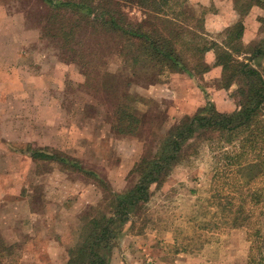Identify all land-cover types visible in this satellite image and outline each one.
I'll use <instances>...</instances> for the list:
<instances>
[{"label": "rangeland", "instance_id": "rangeland-1", "mask_svg": "<svg viewBox=\"0 0 264 264\" xmlns=\"http://www.w3.org/2000/svg\"><path fill=\"white\" fill-rule=\"evenodd\" d=\"M185 1L199 11L203 7ZM238 3L244 12L250 6L247 1ZM125 9L134 20L147 22L146 10L132 5ZM47 11L42 0H0V260L4 264H67L81 226L91 217L108 214L114 194H124L136 183L138 175L131 172L135 162L154 153L174 124L205 109L209 101L222 112L234 111L239 101L236 91L243 84L240 77L226 88L222 78L202 75L193 80L187 74L157 82L169 84L186 76L199 88L195 101L202 104L174 116V121L167 113L172 100L147 92L143 86L149 78L141 76L132 86L141 125L134 134H121L113 128L114 106L101 83H87L82 64L61 56L60 26L44 31ZM260 22L258 35L250 42L253 47H264V22ZM88 41L100 54L96 39ZM92 57L97 65L100 55ZM114 60L104 59L99 68L114 71ZM106 61L111 64L106 66ZM253 63L264 72V56ZM183 85L179 80L173 93L183 91ZM38 149L56 159H33V150ZM63 158L66 163L59 160ZM212 158L206 149L183 158L152 186L150 209L142 214L151 221L143 225L133 216L116 225L110 264H139L143 254V264H155L160 257L173 264L179 253L182 264H230L229 257L245 261L248 253L249 264H264V217L250 230L199 228L212 218L208 211H214L208 202ZM51 248L56 251L54 262Z\"/></svg>", "mask_w": 264, "mask_h": 264}, {"label": "trees", "instance_id": "trees-1", "mask_svg": "<svg viewBox=\"0 0 264 264\" xmlns=\"http://www.w3.org/2000/svg\"><path fill=\"white\" fill-rule=\"evenodd\" d=\"M42 1L48 9L44 31L60 26L61 56L82 64L87 83H101L114 106L113 128L121 134H134L141 125L137 96L132 93L141 76L151 83L179 74L196 80L210 70L205 54L213 50L215 64L222 67L224 87L243 78L234 111L222 112L209 101L205 109L174 124L154 153L135 162L131 172L138 180L124 194H114L108 214L91 217L81 226L67 264H110L116 225L133 216L141 218L143 225L150 222L142 214L150 209L152 186L161 183L183 158L197 156L204 149L215 161L208 201L214 211H208L212 218L199 228L252 229L264 217V72L253 63L264 56V47L243 43L244 23L227 28L216 40L205 32L207 10L201 7L199 11L185 0ZM237 1L264 5V0ZM127 5L146 10L147 22L131 18ZM93 37L100 54L88 41ZM94 55H100L97 65ZM110 57L115 58L116 69L101 70L99 62ZM110 64L106 61V66ZM32 157L56 159L43 149L33 150ZM0 264L4 263L0 260Z\"/></svg>", "mask_w": 264, "mask_h": 264}, {"label": "crops", "instance_id": "crops-1", "mask_svg": "<svg viewBox=\"0 0 264 264\" xmlns=\"http://www.w3.org/2000/svg\"><path fill=\"white\" fill-rule=\"evenodd\" d=\"M194 4H200L207 9V13L205 15V32L211 39H216L221 33H223L227 28L234 26L237 22L242 21L244 23L245 29L242 37V41L244 44H249L252 42L255 37L258 35L259 27L261 26V20L264 19V6L258 5H250L247 10L244 12L239 5L237 0H188ZM247 13V14H246ZM216 53L211 50L205 54V59L207 63L211 66L210 70L205 73L206 79H218L222 78V67L217 66L216 62ZM179 80L184 81V90L183 91H174L173 89H177L179 87ZM176 82V83H174ZM142 85V84H141ZM143 86L147 92H151L157 98H161L164 100L170 99L172 100L171 107L167 112L170 115V118L175 121L176 115L182 113H188L193 111L192 109L200 106L202 102H196L199 98L196 97L198 95L199 88L197 86H193V80L186 76L176 77L169 84H157L147 82ZM224 87V86H223ZM222 88V87H220ZM220 90V89H219ZM222 90V89H221ZM86 189L83 190V194L86 195ZM80 212V211H79ZM238 230H235L236 232ZM49 253L51 254V259L54 262L56 260V251L51 248ZM146 255L143 254L142 262L139 264H143L145 262ZM181 254H177V259L173 262V264H182V261L179 260ZM115 259V257H114ZM182 259V258H181ZM174 260V259H173ZM245 261H240L238 257H229L230 264H249V253L248 256L245 257ZM159 262H155V264H168V257H160ZM117 262V261H116ZM216 262V261H214ZM215 264H220V261H217Z\"/></svg>", "mask_w": 264, "mask_h": 264}]
</instances>
